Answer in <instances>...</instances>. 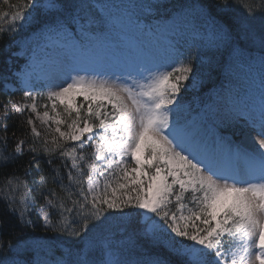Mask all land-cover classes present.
Segmentation results:
<instances>
[{"label":"snow or ice","instance_id":"1","mask_svg":"<svg viewBox=\"0 0 264 264\" xmlns=\"http://www.w3.org/2000/svg\"><path fill=\"white\" fill-rule=\"evenodd\" d=\"M2 4L0 40L33 55L0 74L5 92L10 79L23 84L19 101L0 104V119L29 111L55 127L40 148L20 140L0 156V264H264V0ZM145 29L155 42L121 39ZM206 58L210 75L213 63L227 64L243 83L189 120L182 93L196 88ZM26 123L38 140L31 115ZM237 127L256 133L250 149L222 135ZM41 152L64 197L43 176L29 182L7 171L30 154L24 176L42 173ZM4 217L20 230L14 240H3Z\"/></svg>","mask_w":264,"mask_h":264},{"label":"trees","instance_id":"2","mask_svg":"<svg viewBox=\"0 0 264 264\" xmlns=\"http://www.w3.org/2000/svg\"><path fill=\"white\" fill-rule=\"evenodd\" d=\"M128 0H114L117 4H124ZM11 3H15L16 0H10ZM170 3H181L183 0H169ZM245 2H251V0H245ZM260 0H255V5L259 6ZM0 8H3V10H8L6 6H3L2 0H0ZM170 12L175 11L174 9H169ZM236 11L239 14L246 15L247 13L242 7H239L236 9ZM6 26V25H5ZM24 36V33H21V37ZM9 44L11 45L9 48H5V45ZM21 43H15L13 44L7 36L4 37L3 40H0V74L8 73L11 74L12 71L18 70L22 67L24 63V59L21 57L15 56V53L17 50H19ZM11 57L12 63L10 65H6L4 61ZM218 59V57H217ZM195 66V62H194ZM226 66V64H225ZM224 68H220L216 66L213 63V67L215 68V72L209 74L208 71V60L207 58L204 61V68L200 73L199 83L197 84L195 89L189 88L187 93H182L184 100L183 103L186 107L190 106L189 110L185 112V116L189 120H197L194 118L196 114L200 113V108L203 104H205L207 101L211 100V90H222L225 88V84L228 85V79L225 78V74L223 73ZM9 81H15V79H10ZM18 83H16L17 85ZM22 90L15 89L13 91H4L3 85L0 81V104L7 103L9 100L15 101L18 99V96L21 95ZM4 114L3 108H0V117H2ZM199 120V119H198ZM7 124L8 131L7 134L3 131V125ZM36 128L41 133V137L37 140L35 139L31 134V128L26 123L25 116L20 113H10V118L7 121H4L0 119V137H4L7 135L8 140L7 143H4L3 141H0V156H10L13 154V149L15 148V145L18 141L23 140L25 141V148H27L29 143H34L37 148H40L44 138L42 137L44 134H47L48 131L44 130L42 127L38 126L36 124ZM224 134L228 133L227 130H222ZM233 133H235V130H231V133H229L231 136H233ZM32 159V156L30 154H25L24 156L20 157L16 165H10L7 171L11 172L13 168L17 169V175L20 176L21 179L32 181L33 179L39 181L41 179V176L45 177L47 180L46 188L47 189H54L59 197H64L65 192L61 191L60 184L59 183H53L52 179V172L48 168V166L45 164V160L48 159V157H45L43 153L41 152L40 156L36 157V162L40 163L41 168L43 169V172L40 174H37L35 170H33L32 174L25 177L24 176V169L22 165L27 164L29 160ZM53 160H56V163L52 165L53 168H59L62 169L61 172H59L57 175L63 176V184L65 182V179L67 178L66 170H63L62 165L60 164L57 157H52ZM3 171L0 170V190L4 189V176ZM4 195V191H0V197ZM17 197H19L20 193H16ZM43 201L39 200L37 202V206L42 204ZM3 212V204H0V214ZM33 219H36L34 210H33ZM5 219V227L3 229V240H8L10 234L13 237V240L16 236L19 235V228L13 229L12 225H15V219L11 217H4ZM42 220L40 218L39 224H42ZM39 224L37 225V234H39L42 229L40 228Z\"/></svg>","mask_w":264,"mask_h":264},{"label":"rangeland","instance_id":"3","mask_svg":"<svg viewBox=\"0 0 264 264\" xmlns=\"http://www.w3.org/2000/svg\"><path fill=\"white\" fill-rule=\"evenodd\" d=\"M115 38H118V37H115ZM121 39L124 42H127L129 39H131V40H133V41H135V42H137L139 44L148 45L149 43L155 42L157 37L152 35V34H149L148 30L145 29V34L142 35V36H137L136 34H130L128 37H122ZM32 55H33L32 50L28 46H26L24 43H21L20 49L16 52L15 56H17V57H21L22 56V58L26 60L25 63H23V65L21 67V68H23L29 62V60L31 59ZM231 77H232V81L234 83L225 92H222L221 94H218V95H216L214 97V102L210 106L211 109H215L217 106H222L225 103H227L230 93L234 96L235 92L239 90V79H240L241 83H243V77H239L238 71H237V73H235ZM0 81H1V84L3 85L4 81H2V80H0ZM16 83H18V84L16 85ZM16 88L20 89V90L23 89V84L21 83L20 80L15 79V81H8V90L9 91H13ZM37 90L40 91V92H46L47 91V89H43V88H38ZM21 92H22L21 95H19L18 99L15 100V101H19L20 100L21 96L23 95V91H21ZM43 103H47V101H44V100L38 101V104H43ZM44 110L45 109L43 107H38V111L40 113H43ZM49 111H50V105H49ZM23 115L25 116L26 120L31 115L33 120L35 121V126H36V124H38V126L42 127L44 130L48 131L47 134H44L42 136L44 138V140L45 139H47L49 141L51 140V138H52V136L54 134V132L52 131V129H54V127H55L54 125H51V128H50L49 126H46V125L42 124L40 120L36 119L35 114H32L29 111H25L23 113ZM29 127L31 128L30 125H29ZM237 128L239 129L240 136H241V143L240 144L243 147H246V148L250 149L253 146L254 140L258 139L256 133L252 132V131H249L247 129L241 130L239 127H237ZM237 133H239V132H237ZM88 149H90V148H86L85 149V153L90 155L92 150L89 151ZM67 184H68V181H67V178H66L65 182H64V185H67ZM40 218H41V220L43 222V218L42 217H40Z\"/></svg>","mask_w":264,"mask_h":264}]
</instances>
